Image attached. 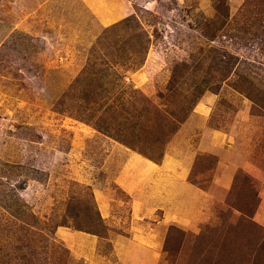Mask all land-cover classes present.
<instances>
[{"label":"rangeland","instance_id":"374dc122","mask_svg":"<svg viewBox=\"0 0 264 264\" xmlns=\"http://www.w3.org/2000/svg\"><path fill=\"white\" fill-rule=\"evenodd\" d=\"M91 3H113L115 14L106 19L107 7ZM226 3L235 36L209 41L194 24L215 17L213 0H0V264H264V251L248 244L264 229V109L231 87L232 74L187 105L211 45L264 66L236 25L264 0ZM207 53L203 67L184 72ZM88 67L109 69L96 79L113 90L120 74L126 107L143 97L179 115L189 108L158 162L77 119ZM177 70L190 78L171 94ZM233 200L255 225L239 223ZM73 220H101L104 233L76 230ZM229 240L232 256L218 248ZM203 246L211 263L198 260Z\"/></svg>","mask_w":264,"mask_h":264},{"label":"trees","instance_id":"16d2710c","mask_svg":"<svg viewBox=\"0 0 264 264\" xmlns=\"http://www.w3.org/2000/svg\"><path fill=\"white\" fill-rule=\"evenodd\" d=\"M213 8L215 10V17L204 22H202L197 17L194 24L195 32L209 41H214L218 37L235 36V25L233 26L231 20L229 19L230 13L226 0H213ZM236 25L240 27V32H242V35H240L239 38L245 43L244 45L249 48V51H253L256 55L258 53L264 55V6L260 4V6L257 8V14L254 15L252 20L246 21L241 25H238L236 22ZM223 47V44H221L220 47L211 45L210 49H214L212 60L209 65H206L207 69L203 78H201L199 82L192 81L191 85H189V89L191 90L189 93L192 98L189 102H187V105L189 103V106L194 105V103H196L198 98L201 97V95L206 90L217 93L224 80L228 79L232 74L235 75V79L231 81V87L236 91L238 90L240 92L246 93L248 97L252 98L253 102L260 101L258 107L264 109V90H260L257 87L256 82L254 83L252 78L247 75L249 72L254 74L255 77L259 78L256 79L254 77L258 82L257 84H263L264 68L262 67L264 66H262V61L256 59L247 61L235 53L220 49ZM144 49L145 47H142V51H144ZM208 54L209 53L203 54L201 58L194 62V68L192 67L189 69V71L185 70L184 72L191 73V71H195L200 67H203V57ZM248 62L253 63V67H255L254 70L251 68L252 64ZM133 64L138 63L135 61ZM186 64V62L183 63L185 66ZM254 64H258L259 66L256 67ZM105 70H95L91 67L85 68L82 73L83 79L81 78V80L77 81L82 83V81L87 78V81L84 82V86H82L83 92L80 96L83 101V104L80 105L82 107L79 109L81 111V119H77L91 124L95 129L102 132L103 134L114 138L118 142L140 153L148 159L158 162L164 155L165 145L169 137L177 132L179 126L185 120L189 112V108H182V115H179L180 112H177L176 110L169 111L167 109H163L159 105L150 103L149 100H144L143 97H140V99H142L141 105H135L134 107V104L131 103V107H133L132 109L128 106L126 107L125 101L123 100V95L127 92L129 86L122 82L120 74L113 72V80H115V82L121 86V89L113 90L112 82L109 87H104L102 82L96 79V76L97 78H100L104 72L107 75L112 76V74L109 72V69ZM178 78H180V81ZM181 78L189 79L190 77L187 75H182V73H180L178 70L176 71V74L173 73V78H170V86L167 88V91L171 92V94L176 93L178 90L183 91ZM209 83L210 85H208ZM246 87H248V89H246ZM252 90L254 92L253 95ZM116 99H120L121 101H118L117 105L113 103V101ZM92 105H97L96 110H101L97 116L98 118L96 119V122L91 121V118L95 114V112L92 110ZM134 108L137 111V114L135 115L133 111ZM87 109L90 113L85 114ZM85 203L86 202H83V204H81L79 207L82 212L88 210V204ZM228 204L230 208L239 210L241 212L238 220L239 223H243V221L246 220V223L255 225V223L250 220L251 216H248V213H245L246 209L244 204H242V201L241 203L239 201L235 203L233 200ZM67 209L71 210V208L68 207ZM75 213H77V211H75ZM78 215L79 213H73V216L71 215V217L74 218ZM84 218L85 217H83L82 220L83 222L86 221ZM98 218H100V216ZM72 222L73 224H71V226L76 230L85 231L98 236H102L104 233L103 230L105 229V225L102 224L101 220L99 223H97L98 225H95L92 222H86L83 224L82 222L76 223L74 220ZM234 226L235 225L232 224V227ZM172 229L175 230L174 228ZM172 229L170 228L168 231V239L170 237V233H172ZM259 230L261 231L260 233H257L252 238L249 237L248 244L251 254H253L255 251L258 252V250L264 251V229L259 228ZM208 235L209 234L207 232L206 236L208 237ZM198 236L197 240L200 239V243L203 245L202 238ZM218 248H220L222 251L227 249L228 254L231 256L234 252V248H232L230 240L220 243ZM230 250H232L231 253ZM212 258L213 256L207 249L204 248V246L198 250L199 261H207L208 263H211L213 261ZM259 264H263V262H260Z\"/></svg>","mask_w":264,"mask_h":264},{"label":"crops","instance_id":"0c3cea01","mask_svg":"<svg viewBox=\"0 0 264 264\" xmlns=\"http://www.w3.org/2000/svg\"><path fill=\"white\" fill-rule=\"evenodd\" d=\"M120 5V4H119ZM118 4H116V6H119ZM92 7H94V8H103V7H107V10H106V12L107 13H103L102 14V16L103 17H105L106 19H109L113 14H115V13H110V10H109V8H112L113 7V3H91V9H92ZM120 8V7H119ZM116 12V11H115ZM119 12H121V9L117 12V13H119ZM215 134V133H214ZM213 133H212V135L213 136H216V135H214ZM136 154V153H135ZM136 155H138V154H136ZM147 162H149V163H151V161H149V160H147ZM148 168V167H147ZM184 172V173H183ZM183 172H181V175L183 176L182 178H183V180H185L186 181V174H187V172L184 170Z\"/></svg>","mask_w":264,"mask_h":264}]
</instances>
